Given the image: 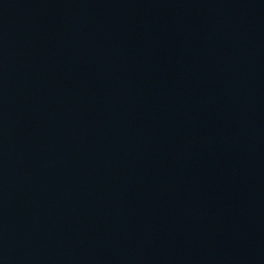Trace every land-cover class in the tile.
I'll return each mask as SVG.
<instances>
[{"label":"water","instance_id":"obj_1","mask_svg":"<svg viewBox=\"0 0 264 264\" xmlns=\"http://www.w3.org/2000/svg\"><path fill=\"white\" fill-rule=\"evenodd\" d=\"M0 264H264V0H0Z\"/></svg>","mask_w":264,"mask_h":264}]
</instances>
